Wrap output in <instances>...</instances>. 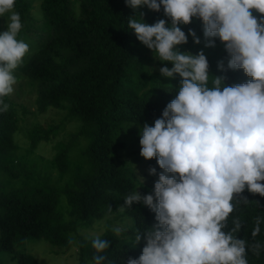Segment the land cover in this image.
Listing matches in <instances>:
<instances>
[{"label": "trees", "instance_id": "trees-1", "mask_svg": "<svg viewBox=\"0 0 264 264\" xmlns=\"http://www.w3.org/2000/svg\"><path fill=\"white\" fill-rule=\"evenodd\" d=\"M35 1L16 0L15 11L20 13L23 24L18 38L29 45V52L17 69L37 88L40 113L50 108L65 110L69 119L82 123L76 137L56 146L54 161L60 172L74 173L70 154L84 136L90 142L82 155L90 166L74 173L71 182L60 187L29 163L16 160V134L21 128L19 108L10 95L5 97L10 107L7 112H0V173L11 180L39 176L42 181L36 186L11 190L0 182V248L13 253L16 243L24 244L31 237L56 247H71L68 240L73 238L79 243L84 263L93 261L95 250L91 246L93 237H78L81 228H89L97 220L118 212L125 204L124 197L134 190L142 196L154 194V184L163 171L156 158L148 160L140 178L135 168L121 159L120 152L127 147L126 134L140 137L145 123L154 126L155 120L162 117L164 108L178 94L182 78L178 74L174 78L161 76V67L173 65L155 59L153 52L128 28V18L137 15L139 19L140 12L144 13L146 23L165 19L170 25L162 7L160 12L143 6L134 11L125 0H42V17L37 18L33 13ZM253 15L260 14L253 11ZM179 27L186 35L190 29L195 31L201 42L196 44L188 35V42L178 45V50L193 55L203 51L210 75L222 77L226 86L251 79L243 69L228 68L230 57L218 37L211 38L214 47L206 46L202 21L193 18L190 24ZM221 62L223 69L218 67ZM60 127L33 130L29 135L31 149L57 135ZM83 163L86 166V161ZM150 168L156 169L155 175H150ZM242 195L249 201H258L259 207L251 203L232 214L242 216L244 223L237 238L264 243V222L260 233L255 238L251 236L254 217H264V197L247 190ZM63 197L71 207L68 221L59 210ZM124 214L135 220L134 226L120 236L112 229L100 236L110 241L109 249L102 255L115 264H125L128 257L138 259L145 242L141 240L137 247L129 238L137 228L143 231L157 223L155 213L142 203L125 206ZM18 257L21 264H39L30 254L21 253ZM247 259L249 264H264V250L259 257L249 251Z\"/></svg>", "mask_w": 264, "mask_h": 264}, {"label": "clouds", "instance_id": "clouds-1", "mask_svg": "<svg viewBox=\"0 0 264 264\" xmlns=\"http://www.w3.org/2000/svg\"><path fill=\"white\" fill-rule=\"evenodd\" d=\"M125 3L134 11L142 6L154 12L163 8L170 25L165 19L146 23L140 12L139 19L128 18V28L155 59L173 65L161 67V76L182 78L162 117L154 126L145 123L140 129V155L145 160L156 158L163 171L154 194L142 196L134 190L124 197L121 207L142 203L157 221L151 228L136 229L134 246L141 240L145 246L138 259L128 257L125 264H249L248 252L259 257L264 243L237 238L244 223L242 216L232 214L251 203L259 207L258 201L242 195L245 190L264 197V0ZM15 5L16 0H0V17L7 15V30L0 33V112L9 110L4 98L13 93L15 70L29 52L28 43L18 38L23 24ZM193 18L202 21L206 46L214 47L211 38L218 37L230 57L228 68L243 69L251 78L248 82L226 86L222 77L210 75L203 51L193 55L178 50L188 35L196 44L201 42L195 31L186 35L179 27ZM218 67L223 69V63ZM149 173L155 175L156 169ZM254 222L253 238L264 217L256 216ZM122 231L112 229L116 236ZM68 243L76 242L70 238ZM109 245L98 235L91 238L93 264H105L102 253Z\"/></svg>", "mask_w": 264, "mask_h": 264}, {"label": "rangeland", "instance_id": "rangeland-1", "mask_svg": "<svg viewBox=\"0 0 264 264\" xmlns=\"http://www.w3.org/2000/svg\"><path fill=\"white\" fill-rule=\"evenodd\" d=\"M42 0L34 2L33 13L37 18L42 17L41 9ZM143 8H147L143 6ZM2 32L7 30V15L1 17ZM1 32V33H2ZM14 75L17 77V83L14 85V91L10 95L12 101L19 108L20 126L16 134L18 148L15 152L16 160H23L30 166L37 169L44 177H48L52 183L63 187L71 182L74 173L81 170H88L90 164L82 152L90 142L87 137L79 138L77 146L72 150V168L74 173L69 175L60 172L54 156L57 152V144L59 142H69L81 131V124L75 120L68 118V112L50 108L45 113H40L37 108L38 93L37 88L33 86L27 77H25L18 69ZM51 125H60V130L57 135H53L50 140H43L37 149H31L30 133L36 128H50ZM127 147L121 151V159L131 164L140 178L144 176V170L147 169L148 160H145L141 155L140 137L134 133L125 135ZM83 161H86L84 166ZM15 164V162H13ZM85 172V171H84ZM42 181L41 177L23 176L17 180H11L7 174L0 173V182L6 185L7 190L20 189L24 186H36ZM71 207L68 200L63 197L59 203V210L64 213V220H70L69 211ZM135 220L129 216H125L124 207L106 218L97 220L93 226L89 228H81L78 237H95L102 236L108 229L120 227L126 231L134 226ZM121 234V235H122ZM1 237V230H0ZM131 236L129 239L132 240ZM133 241V240H132ZM140 247L139 244L136 245ZM30 254L34 256L39 264H93L92 260L81 261V253H79V243L76 242L71 247L53 246L49 242L31 237L24 244L16 243L15 252L2 250L0 248V264H21L18 254Z\"/></svg>", "mask_w": 264, "mask_h": 264}]
</instances>
